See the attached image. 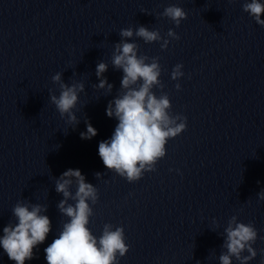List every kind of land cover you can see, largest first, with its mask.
I'll use <instances>...</instances> for the list:
<instances>
[{"label":"clouds","instance_id":"obj_1","mask_svg":"<svg viewBox=\"0 0 264 264\" xmlns=\"http://www.w3.org/2000/svg\"><path fill=\"white\" fill-rule=\"evenodd\" d=\"M242 7L258 25L264 27V19L261 18L264 15V3L250 0ZM160 15L170 19L177 27L187 18L184 9L176 5L166 7ZM119 35L122 39L114 46L112 64L123 71L122 91L108 102L106 108V115L109 118L115 117L118 123L111 137L99 142L98 155L109 171L132 183L140 180L145 172L156 170L157 162L166 155L169 139L186 130L187 118L171 114L172 106L167 93L157 96L153 91L154 88L164 87L159 79L162 71L159 57L138 55L139 45L128 42L135 35L145 43L162 41L160 47L165 50L169 39L162 38L159 30H149L143 25L135 30L131 27L121 29ZM166 36L180 39L172 29L168 30ZM182 67V64L174 67L171 73L173 80L184 75ZM107 69V63L97 64L99 83L94 87L110 93L113 85L103 75ZM52 81L59 85L60 94L57 96L50 91V102L55 105L61 118L67 117L68 124L77 125L79 121L73 110L79 102V93L84 92V83L66 84L59 72L52 76ZM175 87L180 90L181 86L177 83ZM85 123L86 131L81 132L80 137L90 140L98 132L90 122L86 120ZM95 176L99 179L102 174L97 172ZM73 183L76 185L74 195L70 191ZM55 190L63 194L64 199L58 207L69 219L63 223L59 235L44 249L47 264H119L118 257L125 256L129 251L124 228L105 224L102 235L96 237L88 227L90 217L94 215L89 202L91 205L97 203V188L86 182L79 169L69 168L55 180ZM257 195L260 200H264V189ZM69 199L75 203H68ZM12 211L18 222L15 225L9 223L3 228L0 246L10 260L16 264H25L26 260L34 258V248L45 242L51 231V221L47 215L41 214L46 211L41 204L29 206L21 201L16 203ZM224 234L226 238L223 248L226 251L219 256L220 264H233V258L239 264H249L257 256L253 245L258 233L251 222H238L234 215L224 228ZM260 251L264 254V249ZM245 252L248 255H244Z\"/></svg>","mask_w":264,"mask_h":264}]
</instances>
